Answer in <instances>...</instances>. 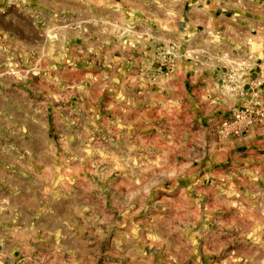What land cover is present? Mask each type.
Wrapping results in <instances>:
<instances>
[{"label":"rangeland","instance_id":"1","mask_svg":"<svg viewBox=\"0 0 264 264\" xmlns=\"http://www.w3.org/2000/svg\"><path fill=\"white\" fill-rule=\"evenodd\" d=\"M0 8L14 247L33 264H264V50L188 49L178 0Z\"/></svg>","mask_w":264,"mask_h":264},{"label":"crops","instance_id":"2","mask_svg":"<svg viewBox=\"0 0 264 264\" xmlns=\"http://www.w3.org/2000/svg\"><path fill=\"white\" fill-rule=\"evenodd\" d=\"M175 33L193 49L191 42L205 41L207 47L224 49L229 59L259 63L264 50V0H178ZM8 11L0 8V26L8 20ZM1 34V31H0ZM197 47L195 46V49ZM201 48V44L198 45ZM0 189L7 191L3 185ZM2 191V190H0ZM8 199L0 198V264H33L32 252L13 246L3 227L7 221Z\"/></svg>","mask_w":264,"mask_h":264}]
</instances>
